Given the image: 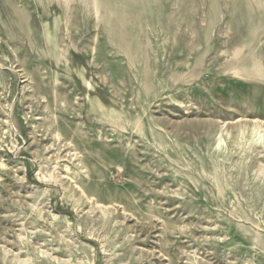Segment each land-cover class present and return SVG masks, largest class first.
Returning <instances> with one entry per match:
<instances>
[{
	"label": "rangeland",
	"instance_id": "rangeland-1",
	"mask_svg": "<svg viewBox=\"0 0 264 264\" xmlns=\"http://www.w3.org/2000/svg\"><path fill=\"white\" fill-rule=\"evenodd\" d=\"M0 264H264V0H0Z\"/></svg>",
	"mask_w": 264,
	"mask_h": 264
}]
</instances>
